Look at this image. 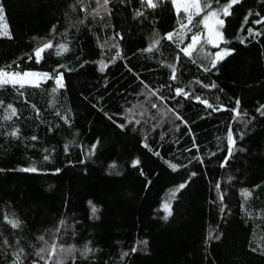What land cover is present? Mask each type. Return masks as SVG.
Masks as SVG:
<instances>
[{
    "label": "trees",
    "instance_id": "1",
    "mask_svg": "<svg viewBox=\"0 0 264 264\" xmlns=\"http://www.w3.org/2000/svg\"><path fill=\"white\" fill-rule=\"evenodd\" d=\"M155 2L0 0V70L64 83L0 87V264H264V0L221 15L219 47L201 20L228 0H208L182 34L185 12Z\"/></svg>",
    "mask_w": 264,
    "mask_h": 264
},
{
    "label": "snow or ice",
    "instance_id": "2",
    "mask_svg": "<svg viewBox=\"0 0 264 264\" xmlns=\"http://www.w3.org/2000/svg\"><path fill=\"white\" fill-rule=\"evenodd\" d=\"M109 2V0H104V5H107ZM144 2L151 8H156L158 5L155 2V0H144ZM240 0H228L227 3H225L224 5H222L220 8L218 9H214V10H210L208 11L206 14L203 15L201 23L204 24L205 28L208 29V35L207 38L205 40V43H211L216 47H219V42L223 41L225 43H227V41H224V37H223V33L222 31H220V29L223 28L224 26V20L221 19V15H223L224 17H227L229 15H231V11L230 9L233 7V5L239 3ZM97 3H99V0H97ZM173 3L176 5L177 8V12L179 13V11L181 10V8H183V11L186 14V20L187 23H183L181 22V34L183 33V30L188 29V25L192 24L193 22V17L194 16H199L201 15L202 12H204V9H212V5L210 3H208V0H203V6L201 3V0H173ZM137 16L143 15L142 12H137L136 13ZM209 21H213V24L210 25ZM256 23H264V19L262 20H258L256 21ZM190 31V29H188ZM249 34H253L252 30L249 29ZM258 34V33H257ZM175 34L174 33H169L167 35V39L171 40L173 39V36ZM203 34H193L192 38H191V43L187 45L186 48L182 49V51L185 53V55H191L192 51L196 50V46L197 44L201 41V36ZM0 36H7L9 38H11V34L8 30V25L7 22L5 20V16H4V9L3 6L0 5ZM159 39L155 40L151 45H149V47L147 49H145V51L151 52L153 51L154 48H156V46L159 44ZM53 44L51 43V41L45 43L42 47L37 48L36 52H35V57L37 59V62H39L40 59H42V53L49 48H52ZM69 49L67 47V45L65 44H60L58 46V50L56 52L57 55H61L64 52H67ZM230 54V51L228 49H222L221 52H218L214 55L213 61H212V66H215V63L222 59L224 55H228ZM117 55H119V53H117ZM113 62H115L113 60ZM100 70L104 71L107 67V64L104 63L103 60H101L100 62ZM170 68H172V79H176L175 76V67L173 65H169ZM49 79H55V84L57 85V88H53L52 91L56 92L58 90V88H63L64 87V83H63V74L62 73H36V72H25L23 74L19 73V72H8V71H4V70H0V87L6 86V85H12L13 87H16L17 85H19V87L23 88L25 86V83H28L34 87H39L40 83L42 81H46ZM213 87H215V85H212ZM176 95H184V96H188L189 93L185 92L182 88H177L175 90ZM153 95H155V93H153ZM163 99V98H161ZM197 99H200L199 97H197ZM202 103L206 104L209 108L212 107L211 104H208L206 100H202ZM237 104H239V101H237ZM9 108H11V112L12 115H15L16 113V109L12 108L11 105L8 106ZM153 107H155V105H153ZM239 114V113H237ZM262 115H264V111L261 112ZM6 119H10L11 117H5ZM178 119H182L181 117H177ZM138 123V121H137ZM121 127H124V125H121ZM19 129L15 130L13 133H11V135H17ZM242 138V137H241ZM33 139H36V137H33ZM228 142L229 145L231 147H229V155H231L232 153V147L235 146V140L233 138V134L231 131H229L228 133ZM67 147V146H66ZM95 146H93L94 148ZM145 147H147V144L145 145ZM157 155H159V153H157ZM45 160L48 159L47 156L44 157ZM139 164V160H136L133 162V166H136ZM170 167L173 168V170H176L177 165L172 164L170 165ZM21 171H36L35 167L32 168H24V169H20ZM194 175V174H193ZM183 187H185L184 184L179 185V188H177L175 191H179V189H182ZM219 187V186H218ZM175 194V192L173 193V195ZM242 196L245 198V200H247L249 197L252 196V192L244 189L242 190ZM222 199V197H221ZM91 203V202H90ZM164 210L165 212H167V215L170 216L171 215V210H170V206L167 202H165L164 204ZM92 211L95 213L96 212V208L95 206H93ZM165 219H167V216L164 217ZM8 223L11 224V226L13 228H17L20 226V222L18 220H9ZM40 240H44V237L41 236L39 237ZM47 243V242H45ZM142 243L146 244L147 241H143ZM74 249L73 248H68V249H64L61 248L60 251H66L68 253H71ZM135 250V249H133ZM45 251L49 252L50 256H54L57 252V245L55 242H53L51 245L48 246L47 249L45 248H41L39 250V252H37V255L40 256L41 259H44V256L42 255ZM91 249L86 248L85 249V254L87 252H90ZM124 255H127V253H124ZM17 262H19V253L17 254ZM35 264V262H34Z\"/></svg>",
    "mask_w": 264,
    "mask_h": 264
},
{
    "label": "rangeland",
    "instance_id": "3",
    "mask_svg": "<svg viewBox=\"0 0 264 264\" xmlns=\"http://www.w3.org/2000/svg\"><path fill=\"white\" fill-rule=\"evenodd\" d=\"M172 1H173V0H172ZM173 5H174L175 10L177 11L176 5H175L174 3H173ZM180 11H183V8H181ZM183 12H184V11H183ZM209 24L212 25V24H213V21H209ZM204 28H205V26H204ZM220 31H221V30H220ZM207 35H208V29L205 28V36H206V38H207ZM198 44H199V43H198ZM198 44H197V45H198ZM211 45H213V44H211ZM213 46H214V45H213ZM192 52H193V51H192ZM219 52H221V51H219ZM217 53H218V52H217ZM191 54H192V53H191ZM226 56H227V55H224L223 58L226 57ZM223 58H222V59H223ZM4 71H5V70H4ZM42 82H43V81H42ZM25 85H30V84L25 83Z\"/></svg>",
    "mask_w": 264,
    "mask_h": 264
}]
</instances>
